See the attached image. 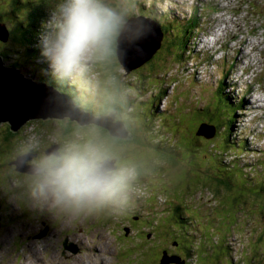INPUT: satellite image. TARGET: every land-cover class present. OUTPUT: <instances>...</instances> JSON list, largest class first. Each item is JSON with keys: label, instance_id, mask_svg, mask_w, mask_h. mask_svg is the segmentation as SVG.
Wrapping results in <instances>:
<instances>
[{"label": "rangeland", "instance_id": "rangeland-1", "mask_svg": "<svg viewBox=\"0 0 264 264\" xmlns=\"http://www.w3.org/2000/svg\"><path fill=\"white\" fill-rule=\"evenodd\" d=\"M8 1L9 0H3L2 5H0V23H3L9 31L8 41L6 43L0 42V53H3L6 59H9L5 63L6 66L9 67L14 64L15 66L21 67L19 61L23 59L20 55H24L20 53L18 57L16 52H23L25 41L14 42V38V41H12L11 32L17 29L20 18H24V15L22 11L18 12L13 4H6ZM123 1L130 3L131 0ZM174 1H176L180 7H173L174 10H171V4L168 1L166 8L163 9V16H158L159 13H155L156 19L166 26V31H169L170 34L165 35L162 47L154 57L153 63H150L147 67L135 73L131 72L128 75L120 74L118 85L128 76H133L134 81L138 79L136 83L140 85V95L148 93L147 95L152 96L154 99H158V102L154 106V116L156 114L168 113V116H165V114L160 116L165 117L164 119L168 122V126L172 127V132H169L168 127L164 126L161 130L166 131L170 136L172 133L176 132V143L180 150L178 168L176 169L182 179L180 185L174 183L175 180L170 174H168L167 177L168 170L174 171L175 167L172 166L168 168L162 165L161 161L158 159L155 161L152 169H147L138 173V179L142 180V182L137 184L131 181L129 183L127 198L131 197L138 203H142L144 198H150L148 201L152 202L148 205L152 208L164 206L162 202L167 203L166 207L168 209H172L176 206L180 207L183 221H187L189 224L185 225L179 222V224H177V218L169 222L164 217L153 218V213L151 212H147L146 216H144L145 208H147L145 205L140 206V204H136L137 207L132 208L128 203L133 200H127L128 203L126 202V211L124 212L128 214L127 216L124 214L117 215L115 209L108 208L99 216L72 220L67 219L62 223L63 220L57 218L53 214L55 216L54 221L53 218H51L50 221L52 224L56 225H53L50 230L45 227V224L41 223L40 219L37 220L38 222L35 224L40 225L37 231L38 234H41L39 231L41 227H43L49 231V235L47 236L45 231L41 230V232L45 234H41L38 238H43L42 240H45V244H39V247L36 248L32 243L36 241L30 240L24 235L25 232L21 231L22 222L28 226L33 223L34 220L23 221V213L18 212L20 199L16 198V203H14L15 198H13L7 214H0V264H2L1 259L7 260L8 262L12 259L10 261L15 262L16 258L23 263L26 259V263L31 262L32 264H158V253L164 250L166 251L168 248L167 253L172 254L174 247L176 248V253L180 254L182 258V254L175 242L177 241L176 238H174V241L169 239L172 244L164 247L163 245L167 240L165 235L160 240L155 238V236L158 235V230L162 232L163 229L171 233L177 231L179 234V241L181 244H184L187 253L186 258L182 260L186 261L183 262L184 264H203L204 262L208 264H228L226 260H229L231 264H254L251 260H260L252 256L253 250L249 248L251 247L252 241H257V233L264 228V203L259 202V199H263L264 197L260 192L261 185L254 187L253 183H245L247 187L244 186L246 192L243 191V194L246 197L247 204L244 207L241 204L234 206V203L227 202L228 200L221 198L219 194L215 193L213 183L207 182L212 180L218 170H224V167L230 168V166H232L234 171L236 168H244V175H246L248 179L250 178L253 180L252 177H254L255 181L263 180L262 184L264 187V111L257 107L258 103L264 105V0H213L211 2L215 5L212 6H206L209 0H187L189 5H186V3H184L186 0H183V6L182 0ZM106 3L115 9L126 7V3H123L122 0H106ZM191 3L193 5L198 4V7L201 9L195 8V10H193V7L190 6ZM216 5L218 8H215ZM45 7L47 6H44V8ZM128 8L129 5L126 9H121L122 14H127ZM13 11H15L16 17L12 14ZM191 13L193 14L190 20L193 19L194 13L195 17L192 21L187 22L186 20H188ZM133 14L134 11L132 15ZM125 16L128 20L131 15ZM197 28L198 30L201 28V30L198 32V38L195 43H193L194 48L190 43L191 47L188 49L189 53L185 54L187 48L186 45L182 46V42L184 41L181 40L182 42H180V38L182 39L184 31L192 33L195 32ZM0 30L4 31L6 29L0 26ZM201 31H203V34ZM190 33L189 36L191 37L192 34ZM203 35L212 36L205 38V40L213 39V37L215 38L217 42L216 52L219 51V54H213L214 52H211L209 47L202 48L205 43H199V40ZM42 37L43 36H41V38ZM107 57V51H99L97 54H91L90 59L92 67L96 71H94V73L97 79L101 77L102 72L99 61L101 62V67H105L107 65ZM207 58L208 60H206ZM199 61L201 62L200 64H198ZM253 65L254 69L252 75H250L252 84H249L252 85V88L246 89L244 85L247 84V82L245 84L243 83V79L240 78V72H243L242 70L246 66L251 67ZM15 66L14 68L18 69ZM103 71L108 75H113L112 65L106 66ZM113 76L116 78V75ZM111 77H106L107 81L111 82ZM220 77L225 79L222 83L225 94L228 95V97L230 96L229 99L232 96V100H235L234 104L231 101H229V104L239 106L240 101H242V105L239 106V108L244 109V111L240 114L236 112L234 116V118L237 119L235 122L236 125L234 126L235 130L234 128L232 129V124L229 130V124H227V122L225 123L224 129H221L213 122L218 131L214 134L216 137L212 139V141H208V143L204 145L200 144L198 140H196V142L190 141L193 149H184V146L188 145L186 139H189L188 136L194 132L199 123L213 124L210 122V119L215 117V112L217 110L222 112L226 111L228 113L231 112L219 106L220 103L216 101V99L218 100L217 95H208L209 91H214L217 87ZM114 83H110V85L114 86ZM94 88L98 87H96V85L90 86L86 91L90 92L95 98L100 99L102 104H105L103 101L102 84L100 88L101 95L100 93H94L92 91ZM120 88L126 89L124 83ZM251 92L253 93L251 94ZM165 93L167 96H161ZM162 97L165 98L160 101L159 99ZM89 100L92 101V97L89 98ZM145 101H149V98H146ZM222 101L224 100L222 99ZM84 104L87 107H91L88 101ZM254 106L256 108H254ZM125 107L128 111H124L123 114L130 122L134 121L131 116L137 113L140 118L143 119L144 112H141L143 111V106L138 104L134 106L126 102ZM145 117L146 119L144 121L150 120L148 114H145ZM156 119L157 120L153 121L147 128L152 130V132H155L159 127L157 115ZM194 121L197 122L193 124ZM54 124L63 131L68 123L60 122ZM26 131L24 132L26 137L30 135V138H32V133H29L30 127H27ZM88 133L91 134L90 138H97V142H92L94 143L95 149H98L102 154H105L107 150H111L113 152V158H116L118 155L116 151L118 150H115V145L113 146V144L104 139L101 133L94 132L93 130L88 131ZM86 134L87 130L85 129L76 130L64 138L73 135L78 136L69 138L65 141L56 138L54 134H50L48 140L44 144L40 142V138L34 137L35 139L32 142L34 146L29 147V149L39 150L41 146L49 148L48 145L50 142L51 145L54 144L59 146L60 144V150L73 144L80 145V143H86L89 145L90 141H87L89 140V136L88 138L84 137ZM80 136L82 137L80 141H75L73 139L79 138ZM135 137L140 139L143 144L122 147L119 154L123 156V151L128 148L125 151L128 158L123 156L124 160L119 161L120 165H126L128 163L134 164L152 155V149L148 146L147 139H143V135L139 133L135 134ZM69 140L71 141L68 142ZM57 141L62 142L58 144ZM158 141L163 142L164 140L159 138ZM12 142H16V140L13 138ZM20 143H22L23 146L21 152L15 151L5 145H0V160L5 166V170H3L0 175L9 178L6 175V170L12 172L14 175L19 173L20 175L18 176L24 179L30 175L17 172L14 163L10 166L8 164L18 153H23L22 158H29L26 163L30 166L31 161L40 157L29 155L38 154L36 151V153L33 151L28 154L29 150L26 147L28 141L24 140V136H22V141H20ZM171 143L175 145L174 138L171 139ZM25 149L28 151L24 152ZM8 154H10V157ZM110 154L111 153H109V155ZM17 156H21V154ZM192 156L195 161L192 160ZM16 157L13 158V161L18 159ZM198 157H200V160ZM107 158L109 159L110 156H107ZM114 160L116 161V159ZM203 160H205V162ZM219 160L224 167L217 164ZM195 162L196 168L198 167L197 174L191 173V170L195 171ZM247 167L252 168L250 170ZM123 169L131 168L127 167ZM186 170L191 174L188 175ZM147 171L151 174L145 175L144 173ZM201 174L205 177L202 178ZM135 178L134 175L133 180H135ZM8 184L12 186V182ZM134 186H138L142 190L139 192L135 191L133 190ZM3 190L6 195H9L8 192H10L11 188L4 186ZM139 193H142V195ZM257 196L261 197L259 199H254V197ZM29 206L31 207L28 203L27 208ZM249 209L250 211L258 213V216H249ZM172 212L173 211H170L169 214ZM17 216L19 217V222L16 221ZM133 216L137 218L139 216L143 219H141L138 224H135L133 223ZM178 221L181 220L178 219ZM5 222L8 226L2 230L1 227ZM170 222L173 223V227ZM33 228L34 227H30L31 230H33ZM70 230L74 232L73 237H65L64 234H61L63 231ZM209 231L212 232L210 244H217V247L215 246V253L212 256L205 255V257L202 256L199 258L197 250L195 249H198L199 253L206 251L209 254L208 248H211V246L206 244L204 247L201 246V244L205 243V240L207 244L209 243V237H207L208 233H210ZM149 233L151 237H147L149 240H146L145 237L144 241H156L152 244L150 242L151 247L149 249H147L149 246L145 247V242H141L140 245L146 249H137L136 252H127V250H123L119 254L117 249L120 248L117 244L119 239H122V237L125 239V237H136ZM19 234L27 238L28 242H30L29 244H32L36 251L40 248L41 253L39 256L34 259L27 249L26 252L22 250L23 246H20L16 250V253L12 252L15 245L21 242V238L18 237ZM200 234L204 235L203 239L200 238ZM58 240L60 241L59 246L61 244L60 248L62 247L60 250L55 248ZM65 241L77 246L81 244V249L76 248L75 253L64 250L63 243ZM251 249H254V247ZM258 249L261 250V254L264 257V246H260ZM233 250H239V252L242 253H237L228 258L230 252ZM255 251L259 257L260 252L258 250ZM69 258L70 260L66 261ZM189 258L190 261H188ZM259 264H264V262Z\"/></svg>", "mask_w": 264, "mask_h": 264}, {"label": "clouds", "instance_id": "clouds-1", "mask_svg": "<svg viewBox=\"0 0 264 264\" xmlns=\"http://www.w3.org/2000/svg\"><path fill=\"white\" fill-rule=\"evenodd\" d=\"M168 1L171 4L170 6L171 10H174L173 7H180L174 0H146V4L148 6L147 11L159 13L158 16H161L163 14V9L166 8L167 6ZM211 1L213 0H209L206 6L215 5ZM0 2H3V0H0ZM42 2L40 3L39 6L43 8L44 6L47 7H45L46 11H44L43 9L44 13L42 18L35 24L34 34L36 37L29 36L26 37V39L24 40L25 42L34 45L32 46V48L37 50V53L30 56L20 55L21 58L23 59L22 61H19V64L22 68L12 64L21 71L22 75H20L19 77L23 80L49 87L65 95L68 99L71 100L75 109H77L80 112H84L86 115H88L93 119L104 117L108 115V113L109 114L112 112L115 113V115H113V120L110 122V124L117 123L122 125V127L124 128V132L128 133L129 138L130 135L135 136V134L137 133L142 134L143 135L142 138L147 139L148 146L152 149L151 156L154 157V153H156L157 151H162L163 153L166 154V156L178 162V158L180 156L179 155L180 150L178 149L176 143V138H177L176 132L172 133V135L170 136L167 134L166 131L161 130V128L164 126V127H168L169 132H172V127L168 126L167 124L168 122L166 121V119L161 120V116H160L162 114L168 116V113L156 114L159 120V127L155 132H152V130L147 129L153 123V121L157 120L156 115L154 116V106L158 102V99H154L152 96L147 95L148 93L144 95H140L139 93L141 88L140 85L136 83L138 79L134 81L133 76H128L120 84L121 86H123L124 83L126 89H121L120 86L119 87L120 92L118 93V89L116 90L114 86H111L110 82L107 81L106 78L104 77L105 76L104 74L105 72L103 71L104 67H101V62L96 58L99 61V65L102 70L100 80L103 86V92L104 90L108 89V87L112 89L114 91V98L116 99L119 96V99L123 106L120 110H117L116 107L113 109L110 108L109 109L110 111L107 112L106 105L102 104V101L100 99L95 98L90 92L86 91L87 89L90 88V86L92 87L95 84L97 85L99 83L98 82L99 79L95 77V73L93 72L94 69L92 67V62L90 59L91 54L92 53L97 54V52L99 51H110L114 43L115 47L112 48L111 53L113 56L114 55L116 56V39L117 37L121 36L123 30L128 25L129 23L128 21L130 19L143 18L145 20H150L152 25L158 27L162 32V28L154 22L153 17L150 16V18H148L143 16L144 15L143 13L139 11H134L133 15H132L133 12L127 13L128 16L131 15L127 20L126 16L121 12V9H126L127 7V2L123 0L122 2L126 3V7L125 8L119 7L118 9L110 7L108 3H106V0H44ZM184 3H186V5H189L187 0ZM183 5L184 4L182 0V6ZM190 6L193 7V10H195V8H199L198 4L193 5L191 3ZM48 7H51L53 12H49ZM215 8H218L217 5ZM192 14L193 13L189 15L188 20H186L187 22L192 21L194 19L195 13L193 19L190 20ZM162 25L165 26L164 24ZM0 26L6 29L4 31L0 30V42L6 43L9 39V31L7 30L6 26L3 23H0ZM150 30H151L150 24L145 22H140L137 26H135V28L131 29L132 34L128 37L130 46L144 39L148 35ZM200 30H198L197 28L195 32L192 33L189 32L190 34H192L191 37L189 36V33L185 35L187 40V45L185 44L187 51L185 54L189 53L188 49L191 47V44L194 48L193 43H195L196 39L198 38V32ZM14 31H12L11 34ZM201 32L203 34V31ZM162 34H163V39L161 42V47L165 37L164 32H162ZM41 36L43 37L41 38ZM208 37H212V36L203 35L202 37L203 40L202 38L199 40V43L202 44L205 43V45L202 48L209 47L210 49V47H212L207 42L209 40H213L212 42L213 47H217L216 46L217 42L215 38L213 37V39L205 40V38ZM2 39H6V41L4 42L2 41ZM11 40L14 41L13 39ZM14 42H17V40H15ZM24 46L25 44L23 45V49ZM160 49L158 50V52L160 51ZM19 52L20 51L16 52V55L20 54ZM157 53L154 55V57L157 55ZM2 54L3 53H0L2 66L4 69H9L12 65L9 67L5 65L6 61L9 59H6V57H4ZM154 57L152 59H154ZM150 61L140 68H137L130 72H126L123 69V67L118 63V59L116 57V62L117 64H119L120 68L117 71V76L115 79L118 80L120 74L128 75L131 72L135 73L136 71L144 69L145 67H147V65L151 63ZM57 82H60V84H64L68 86L67 87L68 91L70 90V88H72L71 98L68 95H66L62 90L58 89L59 86L56 85ZM112 87H114L115 89H113ZM96 89L97 88H94L92 91L96 94H99V92H97ZM125 91H127V94H125L126 93ZM246 91L249 92L248 90ZM161 96H167V94L165 93L164 95ZM91 97H92V101L98 103L97 109H95L98 112H92L90 114L83 110L84 108L87 109V106L84 107L83 105L84 103H86L87 98L89 99ZM146 98H149V101H145ZM163 98L165 97H162L159 100L161 101ZM103 101L104 103H106L105 100ZM126 102H129V104H133L134 106L138 104L144 107L143 111H141L144 112L143 119L140 118L138 113L136 115H132L131 118L134 119L133 122H130L127 119L130 122L129 126H126L122 123V120H126L123 113L124 111H128L127 108L125 107ZM93 109H94L93 107H90V110ZM100 113H102L103 115H100ZM145 114H148L150 116L149 121H144L146 119ZM60 122L62 123L69 122L72 124L76 123L75 121H70V119L67 117H64L63 119L60 120H54L52 118L45 120L36 119L34 121H30L26 123L20 130L25 132L27 127H30L29 133L30 134L32 133L33 135L32 138H30V135L28 136V139L26 140L28 141V145L26 146L28 148L34 146V144L32 143L33 140L35 139L34 137L40 138V142L44 144L48 140L50 134H54L56 138H59L63 141L78 136V135H73L67 138H64L65 136L60 137V135L63 134V131L54 124ZM77 130H82V129L80 128ZM214 130L216 134L217 133L216 128H214ZM67 135L68 134H66V136ZM90 135L91 134L89 133V136ZM215 136L216 135H214L212 139H214ZM81 138L82 137L80 136L79 138H73V139L75 141H80ZM159 138H162L164 141L163 142L158 141ZM172 138L175 139V145H172L171 143ZM212 139L209 140L206 139V140L212 141ZM71 140H69L68 142H70ZM59 142L62 141H57L58 144ZM50 143L48 145L49 148L44 147L45 149L43 150V155L29 154L33 157H37V156L40 157L36 160L31 161V173L27 178L23 180L11 181L12 188L15 189L18 192L19 196L24 198L33 208L46 210V213L43 214L41 217L37 218L36 220L39 219L42 220L41 223L45 224V227L47 229L48 228L51 229V227L54 224L49 225L48 221H50L51 218L54 217V215L59 219L72 220V219H80V218H86L92 216H99L105 209L113 208L117 211V215L124 214L126 216V213L124 212L126 211L125 205L128 203L127 202L128 185L134 179V175L138 176V174H136L135 171L136 170L135 166L137 165L136 164L137 162H135L134 164L128 163L126 165H120L119 161L120 160L123 161L124 160L123 157L121 158L118 157L119 158L118 159V158H113L109 155L110 158L108 159L104 154H102L101 152H99L97 149L94 148V145L91 140L90 143L92 146L87 145L86 143H80V145L73 144L66 146L60 151H59L60 144L58 146L54 144L51 145ZM111 144L115 145L114 143ZM141 144H143L142 141ZM127 145H131V144H127ZM126 149L124 151H126ZM27 151H28L27 149L24 150V152ZM19 154L20 153L16 154L15 157ZM22 155L23 153L21 154V156H17L16 158L18 157L22 158L23 157ZM125 157L128 158L127 156ZM26 159L29 158L27 157ZM114 159H116V161ZM144 160L145 159L139 160V162H143ZM203 161L205 162V160ZM13 162H9L8 163L9 166L13 164ZM220 162L221 161L219 160L217 164L222 165ZM108 163H111L112 168L108 166ZM26 165L30 166L27 163ZM153 165L146 167L147 169H152ZM126 166L130 167L131 169H123V167ZM247 168L251 170L252 167H247ZM224 169L226 168L224 167ZM239 170H241V168ZM244 170L245 169L243 168L242 171L243 173ZM169 171L172 173L173 177L175 178L176 184L180 185V183H182V179L179 176V174H176L175 170L174 171L168 170L167 177L168 174H170ZM144 174L149 175L151 173L147 171ZM252 178L255 179L254 177ZM136 189L138 192L141 191L139 190V187H136ZM139 194L142 195V193ZM262 195H264V193H262ZM148 199L144 198L142 203H138L132 198H130V200L133 201L128 203V205L131 206L132 208H136L137 207L136 204H140V206L145 205L147 208H145V213L143 214L144 216H146L147 212H151L153 213V218L164 217L167 219L168 222L177 218V224H179L178 219L182 217V213L181 210L179 211L177 206L172 209H168L166 207L167 203L160 201L164 203V206H160L159 208H152L148 205L152 201L149 202ZM14 203H16V198ZM7 205L9 206L10 204L7 202ZM18 209H21V206H18ZM2 210H3V206L1 207L0 204V214H2ZM170 211L173 212L169 214ZM132 218L134 219L133 223L135 224H138V222L141 219H143L140 218L139 216L138 218L134 216ZM24 220L27 221L25 217ZM16 221L19 222L18 216ZM171 225L173 227V223H171ZM4 226L7 227L8 224H6L5 222L1 227L2 230H4ZM41 230H44L45 233H49V231L44 229L43 227H41ZM41 230L39 232L42 235L45 234L41 232ZM262 230L263 229H261L257 233L258 236L261 234ZM209 232L210 233H208L207 236L209 237V243L207 244L206 243L207 241L205 240V243L201 244L202 247H204L205 244L211 246V248L210 247L208 248L209 254L206 251H202L201 253H199L198 249H195L197 250V254L199 255V258L202 256L205 257V255L212 256L215 253V246L217 247V244L216 245L210 244V237L212 235V232L211 231ZM150 233L146 234V239L147 237H151ZM164 235L167 238V240L164 243L163 247L171 245L172 243L170 242V240L174 241V238H176L177 241L175 242L177 243L179 251L182 254V244L179 241L178 238L179 234L177 233V231L171 233V232H166L164 229L162 232L158 230V235L155 236V238L160 240ZM171 237H173V239ZM200 238L203 239L204 235L200 234ZM65 243L68 246L72 245L78 248V246L73 243H68L66 241L64 242V244ZM253 243L254 241L251 242V247L249 248L250 250H253L251 249L253 247ZM260 244L264 246V240H262ZM167 249L166 251L164 250L160 252L158 264H162V262H164L163 260L164 258H167L166 264H184L183 262H186V261H182L180 254L176 253L175 247L172 254L167 253ZM174 252L177 255H174ZM237 253L241 254L242 252H239V250H233L230 252L228 258L236 255ZM176 257H178V259H176ZM226 261L228 264H231L229 263V260Z\"/></svg>", "mask_w": 264, "mask_h": 264}, {"label": "trees", "instance_id": "trees-1", "mask_svg": "<svg viewBox=\"0 0 264 264\" xmlns=\"http://www.w3.org/2000/svg\"><path fill=\"white\" fill-rule=\"evenodd\" d=\"M42 1H44V0H9L6 3V4L10 3L11 5L13 4V6L18 10V12L22 11V13L24 15V18H20V23H19V26L17 27V29L11 34V39L14 38L15 40H17L19 42H23L26 39V37H29V36L36 37L35 34H34L35 24L42 18L43 13H44L43 9H44V11H46L45 8L39 6ZM2 3L3 2H0V5H2ZM128 5H129V8L127 10H128L129 13H132L133 11H139V12L143 13L144 14L143 16H145V17H148V18H150V16L153 17L154 22L156 24H158L162 28V32H164L165 35L170 34L169 31H166L167 28L165 26H163L162 23L156 19L155 13L147 11L148 6L146 4V0H131L130 3L127 2V6ZM48 10H49V12H53L51 7H48ZM12 14L15 15L16 14L15 11H13ZM125 15H127V14H125ZM16 16L17 15H15V17ZM161 16H163V15H161ZM188 33H189L188 31H184L183 34H182V39L180 38V42H182L181 40L184 41V42H182V46H184L185 44L187 45V40H186L185 35L188 34ZM32 46H34V45H31L30 43L25 42V46H24L23 52H19V53H22L24 56L34 55L35 53H37V50L33 49ZM114 47H115V44L113 43L110 51H107L108 54H109L108 57H107V66H111L112 65L113 75L117 76V71L119 70L120 66L116 62V56L115 55L113 56L112 53H111V50ZM2 55L4 57H6L4 54H2ZM17 55L19 56V54H17ZM11 67H14V66L12 65ZM94 71L95 70H93V72ZM104 74H105V76H104L105 78L112 76L110 83L113 84L114 81H115L114 87L116 88V90L118 89V93H119L120 92L119 87L121 85H118V80H116L113 75H108L106 73H104ZM224 80H225L224 78L220 77V81L218 82L217 87L214 89V91L213 90L209 91L208 95L209 96H211V94L217 95L218 100L216 99V101L218 103H220L219 106H222L224 109H228V111H231V112L228 113L226 111L222 112L220 110H217L215 112V117L210 119V122H212V123L214 122L221 129H224L225 123L227 122V124H229V130H230V125L231 124L233 125L232 129L236 125L235 122H236L237 119L234 118V116L236 115V112H237V114H240V112L243 111V109L239 108V106L242 105V101H240L239 106L238 105L229 104V101L233 102V104H234L235 100H232V97L229 99L228 95L225 94L224 86L222 84L224 82ZM98 82L99 83L97 85L96 84L95 85L98 86L99 89L97 88L96 90L101 95V91H100L101 80H100V77H99ZM56 85L59 86L58 87L59 90H62L70 98L72 97V92H71L72 88H70V90L68 91L67 90L68 86H66L64 84H60V82H57ZM114 87H112V88L115 89ZM125 92H126L125 94H127V91H125ZM222 99L224 101H222ZM103 100H105V102H106L105 105H106L107 112L110 111L109 110L110 108L113 109V108L117 107V110H120L122 108V103H121V101L119 99V96L115 99L114 98V91L112 89H110V88L104 90V92H103ZM87 101L91 103V107H93L94 109L90 110V107H87V109L84 108L83 110L85 112H87V113H90V114L92 112H98V111L95 110V109H97V104L98 103H96L95 101H90L88 98H87ZM83 106L85 107L86 105L84 104ZM100 115H103V114L100 113ZM163 119L164 118L161 117V120H163ZM124 121H126V122H124ZM196 122L197 121H194L193 124H195ZM122 123L124 125H126V126L130 125V122L127 119L126 120H122ZM214 123L213 124H211V123H199L196 126L197 129H195L194 132L191 133L188 136L189 139H186L188 141V145H185L184 149H187V148L193 149V146H191V142L190 141L196 142V140H198L200 144H203V145L207 144L208 141L204 137H202V136L197 134L199 132V126L201 124H206L208 126H212V127L216 128ZM75 124H77V123H75ZM75 124H72V123L68 122V125L64 128L63 134L60 135V137L61 136H66V134H69L72 131L80 129V128L87 130V132L90 131V130H93L94 132L101 133L102 137L104 139H106L109 143H114L116 145L115 150H118V151H116V152H118V155L116 156V158H118V157L121 158L123 156H126L125 151H123L124 152L123 156L119 154V151H121L120 149L122 147H124L125 145H127V144L141 145L140 139L136 138L134 135H130V138L127 139L126 137L122 138L120 136H111L110 133L108 132V130H106V129L102 128V127L96 126L95 124H90V123L89 124H82V125H85L83 127L77 126V125H80V124H77V125H75ZM231 131H233V130H231ZM22 136H24V140L28 139V137H26V135H25V133L23 131L20 130L17 133H12L9 130L8 125L0 124V145H5V146H7V147H9L11 149H14L15 151H22L23 150V146H22L23 142L20 143V141H22ZM88 136H89V133H87L84 137L88 138ZM90 136H89L88 139H90L92 142H97V138L96 137L92 139V138H90ZM13 138L16 140V142H12ZM90 140H87V141H90ZM89 145H91L90 142H89ZM44 149L45 148L43 146H41V148L39 150H36V149L35 150H31V149L28 148V150H29L28 154L32 153L33 151L34 152L36 151L38 154H42ZM59 151H60V149H59ZM109 153H111L110 156L113 157L112 156L113 152L111 150H107L104 155L107 157V156H109ZM20 154H22V153H20ZM179 155H180V153H179ZM8 156L10 157V154H8ZM182 156H183V153H182ZM200 157H198L199 160H200ZM158 159L161 161L162 165H165L168 168H171L172 166L175 167L176 174H178V172L176 170L178 168V162L173 160L172 158L166 156V154L163 153L162 151H157L156 153H154V157L150 156V157L146 158L143 162L137 161V163H136L137 165L135 166L136 167V170H135L136 174L142 172L143 170H147L146 166L153 165L154 161H156ZM192 160H194L193 156H192ZM200 163H201V161H200ZM123 168H127V166L123 167ZM3 170H5V166H4L3 162L0 160V173ZM191 171H192L191 173H194V174L198 173V167L196 168V162H195V171H193V170H191ZM242 171H243V168H241V170L236 168V170L234 171L232 169V166H230V168L228 167V168H226L224 170H218L215 173V175L212 178V180H209L207 183L212 182L214 187H215V189H214L215 193L219 194L221 198H223L225 200H228L227 202L234 203V206L235 205L238 206V205L241 204L242 206L245 207L246 204H247L246 197L243 194V191L246 192L245 191L246 190L245 187H247L245 183H253L254 187H257L258 185H261L260 186V192L261 193H264V187H263V184H262L263 180L255 181V179H253V180L250 179V178L248 179L247 176L244 175V173ZM169 173L173 177V175H172V173L170 171H169ZM186 173L188 175L191 174L187 170H186ZM6 175L11 180L9 178L5 177L4 175H0V204H1V207L3 206L2 213H4V214H7L8 210H9V206L7 205L6 193L4 191H2V188L6 184L11 183V181H13V180H23L24 179L23 177L18 176V175H20L19 173H16L14 175L12 172H8L7 170H6ZM138 176H139V174H138ZM138 176L135 175L136 178H135V180H132V183L139 184L140 182H142V180L138 179ZM201 176H202V178L205 177L202 174H201ZM174 180H175V178H174ZM175 183H176V180H175ZM185 183H188V182H185ZM134 187L135 188H133V190L137 191L136 187H138V186H134ZM139 190H142V189L139 188ZM13 194L15 195V198H19L20 199L19 204L21 206V209H26L27 205H28V202L24 198L20 197L16 190H13ZM260 197L261 196H257V197H254V199L255 198L259 199ZM130 198L131 197H128L127 200H130ZM259 202L264 203V197H263V199H259ZM178 209L181 210L180 207H178ZM248 211L250 212L249 216H254V217L258 216V213L254 212V211H250V209ZM45 213H46V210H40V209H36L35 208L32 211L27 210L23 214V216L26 218L27 221H32V220H36L37 218L41 217ZM127 215L128 214H126V216ZM5 218H6V216H5ZM179 220H181V221H178L181 224H185V225L188 224L187 221H183L182 220V217L179 218ZM145 237H146V234L141 235V236H136V237L129 236L128 238L125 237V239L122 237V239H119V241L117 242L118 246L120 247V248H118L119 254L123 250H127V252H129V251L136 252L137 249L143 250L146 246H149L147 248V249H149L151 247L150 245L152 243L156 242V241H151L150 240V242H151V244H150V242L146 241V240H149V239H146L144 241ZM171 238L173 239V237H171ZM262 240H264V228H263L261 234L257 237V241H254V243H253L254 249L252 251V256L254 255V258L257 257V259H260L257 262L258 264L261 263V262L262 263L264 262V257L261 254V250L258 249V248H260V246H262L260 244ZM141 242H145V247H142L140 245ZM255 250H258V251L260 250L259 251L260 252V256L259 257H258L257 252ZM157 252H158V250H157ZM158 257H160V252L158 253ZM203 264H206V262H204Z\"/></svg>", "mask_w": 264, "mask_h": 264}, {"label": "water", "instance_id": "water-1", "mask_svg": "<svg viewBox=\"0 0 264 264\" xmlns=\"http://www.w3.org/2000/svg\"><path fill=\"white\" fill-rule=\"evenodd\" d=\"M121 36L116 39V57L118 63L126 72H130L148 63L161 47L163 34L158 27L152 25L150 20L143 18L130 19ZM140 22L150 24L148 35L130 46L128 37L132 34L131 29ZM6 41V39H2ZM115 113L93 119L88 115L75 110L73 103L65 95L40 84L21 79L14 70L4 69L0 59V124H6L12 133H17L26 123L36 119L60 120L64 117L75 121L77 126L82 124H95L110 133L111 136L127 138L128 133L120 124H110ZM198 135L209 140L214 137L215 130L211 126L202 124ZM28 159L18 157L13 162L17 172L30 174L31 166H27ZM108 166L112 168L111 163ZM64 250L76 252L75 246L63 244ZM162 264H166L167 258Z\"/></svg>", "mask_w": 264, "mask_h": 264}, {"label": "flooded vegetation", "instance_id": "flooded-vegetation-1", "mask_svg": "<svg viewBox=\"0 0 264 264\" xmlns=\"http://www.w3.org/2000/svg\"><path fill=\"white\" fill-rule=\"evenodd\" d=\"M153 61H154V59H152L150 62L151 63H153ZM21 152V151H20ZM42 155H43V153H42ZM14 158V157H13ZM13 158L9 161V162H12L13 161ZM6 162H8V161H6ZM5 186H7L8 188H11V190H10V192H8V194L9 195H6V197H7V202L9 203V204H12V202H11V200L13 199V198H15V195L13 194V190H15V189H13L12 188V186H10V184H6ZM2 191H4L3 190V188H2ZM35 208H33L32 206L30 207H28V208H26V209H19L18 210V212H22L23 214L27 211V210H30V211H32V210H34ZM55 217V216H54ZM54 217H52L53 218V221H54ZM61 220H63V222L62 223H64L65 222V220H67V219H61ZM23 221H25V220H23ZM41 222H42V220H40ZM36 222H38L37 220H34L33 221V223H31V224H29L28 226L27 225H25L24 224V222H22V227H21V231H24L25 232V234L24 235H26L30 240H33V241H36V242H32L33 243V245H35L36 246V248L37 247H39V244L40 245H44L45 244V240H42L43 238H38V237H40V235L38 234V228L40 227V225L39 224H35ZM48 223H49V225H51L52 224V222L51 221H48ZM54 225H56V224H54ZM30 227H34L33 228V230H31L30 229ZM4 228H6V227H4ZM50 228H48V230H49ZM61 234H64L65 235V237H73L74 236V232L73 231H63V232H61ZM36 235V236H35ZM46 235L48 236L49 234L48 233H46ZM18 237L19 238H21V242L19 243V244H17V245H15V248L12 250V252H15L16 253V250L20 247V246H23V248H22V250H24L25 252H26V249H27V251L28 252H30L31 253V256H33V258L35 259L37 256H39V254L41 253L40 252V248L38 249V251H36L35 250V247H33L32 246V244H29L30 242H28V240H27V238H25L22 234H19L18 235ZM22 238H25V239H22ZM75 238V237H74ZM75 240H76V238H75ZM59 240L57 241V244H56V246H55V248L58 250H60V249H62V247L60 248V246H61V244H60V246H59ZM62 243V242H61ZM64 244V243H63ZM79 246V248L81 249V244L80 245H78ZM187 250H188V248H187ZM260 251V250H259ZM174 254H176V253H174ZM52 255L54 256V254L52 253ZM177 255V254H176ZM186 255H187V253H186V251H185V248H184V244L182 243V260H184V258H186ZM254 256V255H253ZM10 260H12V259H10ZM9 260V262L7 261V260H2L1 259V261H2V264H32L31 262H29V263H26V259H25V262L23 263L22 261H20V260H18L17 258H16V261L15 262H11ZM70 260V258L68 259V260H66V261H69ZM32 261H34V260H32ZM251 262H253L254 264H258L257 262L258 261H252L251 260Z\"/></svg>", "mask_w": 264, "mask_h": 264}, {"label": "bare ground", "instance_id": "bare-ground-1", "mask_svg": "<svg viewBox=\"0 0 264 264\" xmlns=\"http://www.w3.org/2000/svg\"><path fill=\"white\" fill-rule=\"evenodd\" d=\"M9 70L16 71L18 76L22 75V73L18 69L14 68V67H10ZM78 248H79V246H78ZM174 255H176V254H174ZM176 259H178V257H176ZM188 261H190V258L188 259Z\"/></svg>", "mask_w": 264, "mask_h": 264}]
</instances>
